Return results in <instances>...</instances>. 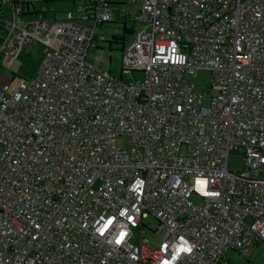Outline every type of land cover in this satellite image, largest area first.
<instances>
[{"label": "built area", "instance_id": "1", "mask_svg": "<svg viewBox=\"0 0 264 264\" xmlns=\"http://www.w3.org/2000/svg\"><path fill=\"white\" fill-rule=\"evenodd\" d=\"M122 2L117 79L88 61L108 0L61 20L0 0V68L44 48L35 79L0 90V264H231L264 242V0Z\"/></svg>", "mask_w": 264, "mask_h": 264}, {"label": "rangeland", "instance_id": "2", "mask_svg": "<svg viewBox=\"0 0 264 264\" xmlns=\"http://www.w3.org/2000/svg\"><path fill=\"white\" fill-rule=\"evenodd\" d=\"M50 1V9H55L56 14L50 11L47 14L49 17L56 16L59 20L65 18V10L72 8L71 0H47ZM77 5L83 3V0H75ZM123 1V0H122ZM36 9H40L44 2L38 0H31ZM113 7V19L112 23L104 25L98 31L106 35V42L103 44L102 49H92L89 52L88 61L96 65L101 70H107L111 75L117 79H120V71L122 65L123 56V43L114 42L111 47L110 43L113 40V36H119L122 33L123 21L125 19V13L131 11V6L127 3L117 5H111ZM132 24L128 22L127 31L132 28ZM132 38L130 35L126 37V46L130 44ZM43 46L40 43H34L25 47L21 54L17 58H5L1 61L2 67L0 68V90L3 86L8 85L11 88L10 93L17 87L20 79L31 81L38 75V70L43 59ZM135 78L139 75L135 74ZM123 82H130L129 78L123 77ZM197 90L204 95V104L208 105L210 101L209 87L211 84V75L209 72L200 71L197 73L194 79ZM8 93V94H10ZM119 146L126 151L130 150V146L126 137H121L118 141ZM229 168L232 171H242L246 168V161L242 154L234 153L229 158ZM260 178L264 179V171L260 174ZM147 229H145L144 237L149 239V247L156 249L164 235V232L155 233L158 229V222L156 218L149 215L145 219ZM225 259L230 260L231 264H264V242L256 245H252L249 248V252L246 254L239 253L238 251H228L225 253Z\"/></svg>", "mask_w": 264, "mask_h": 264}, {"label": "crops", "instance_id": "3", "mask_svg": "<svg viewBox=\"0 0 264 264\" xmlns=\"http://www.w3.org/2000/svg\"><path fill=\"white\" fill-rule=\"evenodd\" d=\"M47 1V0H46ZM72 1V8H70V9H67V10H65V12H64V14L66 13V12H68V11H70V10H73L75 7H76V5H77V2L75 1V0H71ZM84 1V0H83ZM109 1V7H110V9H111V13L113 12L112 10H113V7L111 6V5H117V7L119 6V5H121V4H124L123 2H122V0H108ZM46 5V7H48V12H50V11H53V13H55L56 14V10L53 8V9H50V6H49V3H46L45 4ZM47 12V13H48ZM124 13L125 14H127L128 12H126V11H124ZM48 19H56V20H59L56 16H54V17H49V16H47V14L45 15ZM112 16H113V14H112ZM64 19V18H63ZM61 20V19H60ZM113 21H114V19H113ZM124 23H123V29H122V31L124 32V29L127 31V24H128V21L126 20V22H125V19H124V21H123ZM122 32V33H123ZM127 32H130V31H127ZM127 34V33H126Z\"/></svg>", "mask_w": 264, "mask_h": 264}, {"label": "trees", "instance_id": "4", "mask_svg": "<svg viewBox=\"0 0 264 264\" xmlns=\"http://www.w3.org/2000/svg\"><path fill=\"white\" fill-rule=\"evenodd\" d=\"M46 3H50V1H46ZM127 33V31L124 29V32L122 33V35L121 36H113V40H112V42H109L110 43V47H111V45L114 43V42H121V43H123L122 41H123V39H124V35Z\"/></svg>", "mask_w": 264, "mask_h": 264}, {"label": "water", "instance_id": "5", "mask_svg": "<svg viewBox=\"0 0 264 264\" xmlns=\"http://www.w3.org/2000/svg\"><path fill=\"white\" fill-rule=\"evenodd\" d=\"M42 2H44V4H46V0H41Z\"/></svg>", "mask_w": 264, "mask_h": 264}, {"label": "clouds", "instance_id": "6", "mask_svg": "<svg viewBox=\"0 0 264 264\" xmlns=\"http://www.w3.org/2000/svg\"><path fill=\"white\" fill-rule=\"evenodd\" d=\"M184 249L182 248L181 251H183Z\"/></svg>", "mask_w": 264, "mask_h": 264}]
</instances>
